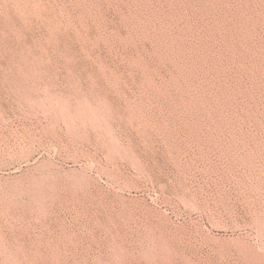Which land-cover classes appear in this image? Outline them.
Masks as SVG:
<instances>
[{"label": "rangeland", "instance_id": "obj_1", "mask_svg": "<svg viewBox=\"0 0 264 264\" xmlns=\"http://www.w3.org/2000/svg\"><path fill=\"white\" fill-rule=\"evenodd\" d=\"M0 264H264V0H0Z\"/></svg>", "mask_w": 264, "mask_h": 264}]
</instances>
